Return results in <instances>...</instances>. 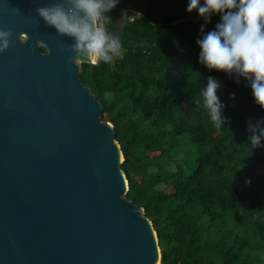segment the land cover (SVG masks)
<instances>
[{
    "label": "trees",
    "instance_id": "1",
    "mask_svg": "<svg viewBox=\"0 0 264 264\" xmlns=\"http://www.w3.org/2000/svg\"><path fill=\"white\" fill-rule=\"evenodd\" d=\"M189 2L119 0L106 27L122 53L82 64L80 80L114 126L126 198L152 221L161 264H264V147L252 148L248 131L264 110L246 80L199 62L197 40L221 17L205 23ZM127 11L138 17L121 25ZM209 76L222 85V128L203 107Z\"/></svg>",
    "mask_w": 264,
    "mask_h": 264
},
{
    "label": "water",
    "instance_id": "2",
    "mask_svg": "<svg viewBox=\"0 0 264 264\" xmlns=\"http://www.w3.org/2000/svg\"><path fill=\"white\" fill-rule=\"evenodd\" d=\"M58 2L0 0V264H161L114 126L80 80L102 61L66 52L74 41L36 13Z\"/></svg>",
    "mask_w": 264,
    "mask_h": 264
},
{
    "label": "clouds",
    "instance_id": "3",
    "mask_svg": "<svg viewBox=\"0 0 264 264\" xmlns=\"http://www.w3.org/2000/svg\"><path fill=\"white\" fill-rule=\"evenodd\" d=\"M118 3L119 0H61L38 7L36 13L60 36L74 41L66 52L87 57L93 64H110L122 53L119 37L106 27L111 21L107 13ZM194 10L205 23L215 14L221 17L214 30L197 40L199 62L209 71L235 76L237 83L240 78L246 80L256 104L264 110V0H203V5L201 0H190L187 11ZM11 36V30L0 29V53L9 49ZM221 87L209 76L202 92L203 107L217 128L227 123L222 114L226 105L217 95ZM248 131L252 148L264 147V120L250 121Z\"/></svg>",
    "mask_w": 264,
    "mask_h": 264
},
{
    "label": "rangeland",
    "instance_id": "4",
    "mask_svg": "<svg viewBox=\"0 0 264 264\" xmlns=\"http://www.w3.org/2000/svg\"><path fill=\"white\" fill-rule=\"evenodd\" d=\"M138 17V14L132 12V11H127L124 13L123 17L120 20L121 25H124L127 20H130L131 18Z\"/></svg>",
    "mask_w": 264,
    "mask_h": 264
},
{
    "label": "built area",
    "instance_id": "5",
    "mask_svg": "<svg viewBox=\"0 0 264 264\" xmlns=\"http://www.w3.org/2000/svg\"><path fill=\"white\" fill-rule=\"evenodd\" d=\"M131 20H133V19H131Z\"/></svg>",
    "mask_w": 264,
    "mask_h": 264
}]
</instances>
